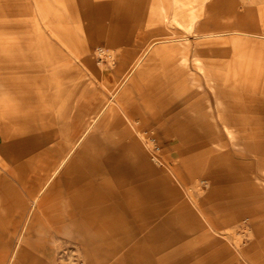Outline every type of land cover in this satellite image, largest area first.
<instances>
[{
	"label": "rangeland",
	"instance_id": "rangeland-1",
	"mask_svg": "<svg viewBox=\"0 0 264 264\" xmlns=\"http://www.w3.org/2000/svg\"><path fill=\"white\" fill-rule=\"evenodd\" d=\"M101 106L32 201L37 154ZM73 251L264 264V0H0V264Z\"/></svg>",
	"mask_w": 264,
	"mask_h": 264
},
{
	"label": "bare ground",
	"instance_id": "bare-ground-1",
	"mask_svg": "<svg viewBox=\"0 0 264 264\" xmlns=\"http://www.w3.org/2000/svg\"><path fill=\"white\" fill-rule=\"evenodd\" d=\"M159 13V12H158ZM127 74L123 75L122 78L120 79V81L118 82V84L116 85V87L119 85V83L126 77ZM7 80H5L6 83H9V79L6 78ZM10 84V83H9ZM6 98V96H4V99ZM7 99V98H6ZM7 101V100H5ZM198 105H199V109L201 108H207L208 110L205 111V116H210L213 117V105L212 104H207L204 101V104L201 103L199 100L197 101ZM226 102H223V104H225ZM230 104V103H228ZM226 103V107H228V105ZM232 107H238L239 105L235 104V103H231L230 104ZM221 106V102L218 103V107ZM199 109L195 108L196 110V114H199ZM104 110L103 106L99 107L97 110L95 111H90L88 119L85 120L84 124L82 126L79 127V131H74L72 133V135L70 136V140L61 145L60 149L58 152H56L55 154L50 153L51 152V148L49 149H44L42 152H40L39 155L41 158H43V160L39 161L38 163V167H33L32 170V174H31V181L29 182V185H25L24 187L21 186V188H23V191H27L29 195H32L33 199L32 201L37 202L39 194L42 193L43 191H45L47 188H51L55 182L54 177L59 175V171L60 168H64L66 167L67 163L66 161L68 160V158L70 157L72 151L75 149L76 146H78L81 141L87 137L88 140H92L93 141V137L91 136V134L89 133L90 128L92 127V125L95 123L96 119L98 118L99 114ZM223 112H219V115H221ZM197 117L199 118V115H197ZM226 133L227 135L230 136V132L228 129H226ZM242 137H249L251 138V142L249 143V146L245 147V150L248 151L249 154H256V145L255 143H253V141L255 140V132H249L247 134L242 135ZM253 143V144H252ZM92 146V145H91ZM90 146V148H91ZM86 148V147H85ZM89 148V146H88ZM87 149V148H86ZM251 152V153H250ZM233 153H235L237 155V157L235 158L234 154H231L232 157H234L235 159H233V161L228 162V164H236V163H241L242 159L246 157L247 153L244 152H237V151H233ZM234 155V156H233ZM36 158V156H35ZM238 159V160H237ZM110 157H106L104 159V161H109ZM241 161V162H240ZM36 163V161H35ZM66 163V164H65ZM63 164H65L64 166H62ZM21 182L25 183V180H22ZM254 191H255V187ZM30 211V210H29ZM30 212H28L27 217H29ZM88 232L90 234H93L92 230H88ZM79 234L81 236H83V233ZM84 237V236H83ZM86 241L88 242V244H90L91 239L87 238ZM1 259H0V263H1Z\"/></svg>",
	"mask_w": 264,
	"mask_h": 264
},
{
	"label": "built area",
	"instance_id": "built-area-1",
	"mask_svg": "<svg viewBox=\"0 0 264 264\" xmlns=\"http://www.w3.org/2000/svg\"><path fill=\"white\" fill-rule=\"evenodd\" d=\"M60 264H83V262L79 260L78 253H75V251H73V254L67 255L66 259L61 258Z\"/></svg>",
	"mask_w": 264,
	"mask_h": 264
}]
</instances>
